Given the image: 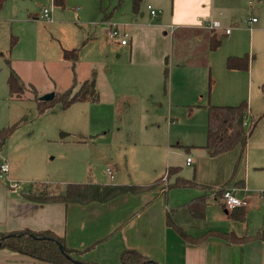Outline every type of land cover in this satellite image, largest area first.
<instances>
[{
	"label": "rangeland",
	"instance_id": "1",
	"mask_svg": "<svg viewBox=\"0 0 264 264\" xmlns=\"http://www.w3.org/2000/svg\"><path fill=\"white\" fill-rule=\"evenodd\" d=\"M248 2L236 0L237 20L229 22L233 43L221 35V45L211 50L209 41L198 42L182 31L172 35L175 25L156 26L164 10L155 6L157 16H152L147 0L142 5L145 17L142 10L133 16L129 0H65L64 8L56 7L53 0H7L0 11V133L17 127L0 154L9 164L11 180L20 184L18 191L46 187L57 194L76 183L153 182L164 174L168 160L181 165L187 157H195L197 147L188 155L177 144H206L209 104L237 105L245 100L252 114L260 116L264 112V0ZM44 8L51 10L52 21L37 19ZM105 15L111 19L105 21ZM253 17L262 29L250 33L246 26ZM109 24L119 25L132 42L122 46L110 39ZM14 37L18 42L11 50ZM205 47L210 58L200 53ZM65 48L79 49L75 73L72 62L64 59ZM245 53L250 54L252 68L228 69L229 54ZM173 55L179 61L174 62ZM9 58L25 82L36 87L37 96L26 91L22 98L11 97V66L5 60ZM75 78V90L85 80H93L100 100H83L66 108L59 98L40 103L45 94L72 87ZM258 130L264 131V119ZM96 132L100 134L95 142ZM64 133L68 135L61 137ZM168 138L173 143L169 159L167 145L164 150L160 145ZM260 153L264 165V151ZM107 167L114 169L115 179L106 174ZM14 174L17 179L11 177ZM175 175L161 177L158 187L164 194L173 191L167 187ZM217 191L210 192L212 197L219 198Z\"/></svg>",
	"mask_w": 264,
	"mask_h": 264
},
{
	"label": "crops",
	"instance_id": "2",
	"mask_svg": "<svg viewBox=\"0 0 264 264\" xmlns=\"http://www.w3.org/2000/svg\"><path fill=\"white\" fill-rule=\"evenodd\" d=\"M130 1L132 3V0ZM147 1V10L150 11L152 16H157V12L155 14L151 13L152 10H155V6L164 10V15L159 18V23L155 25L171 27L175 25V28L170 27L172 33L174 32L172 35L176 34L177 36L182 31L195 37L198 42L208 43L209 41L210 44L214 35L220 41L219 36L221 35L226 36L225 38L228 41L232 40L233 30L231 29V32L227 34L225 28H231L229 22L236 23L237 18L234 16H237L239 10V7L236 6V0ZM144 2L145 0L141 4L140 11H145L144 7L142 9ZM248 4L252 5V0H249ZM168 7L169 13L167 12ZM76 10L79 11L80 9L76 8ZM230 10L232 12L229 16L223 14V12ZM131 11L133 16L140 13V11L134 13L133 7H131ZM146 15V11L141 12L142 17ZM176 17L179 19L175 21ZM39 18L42 19L41 16L37 17V19ZM253 18H249L247 21L248 26H246V29L250 33L262 29L261 24H258L260 21L253 22ZM106 19L110 20L111 18L105 15L104 20L106 21ZM212 20L220 21L223 28L216 30L207 28L206 24ZM168 21L173 24H168ZM134 25L139 24L134 22ZM236 28L240 29L241 26L237 25ZM167 33V31L164 32L165 37H167ZM234 40L235 38L232 43ZM131 42L132 39H129L128 43L122 46H127ZM63 50L70 49L65 48ZM207 50H209L208 47H205L200 50V53L210 58L211 54H208ZM229 55L240 57L248 55L249 67L252 68L249 53ZM166 59L168 61V57H165V62ZM10 60L12 63L13 60L11 58ZM172 60L176 62L179 61V58L173 55ZM16 69L23 79L22 71L19 68ZM252 74L253 70L247 76L250 77ZM208 106H206V112ZM249 112L251 113L248 115L247 122L255 116L252 114V110ZM263 114L264 112L259 115ZM262 119H264V116ZM257 128L256 132L249 137L245 148L237 146L234 150L218 156H210L203 148L204 145L177 144L184 148L188 155L191 154V148L197 147L193 150L199 151H196L194 158L187 157L186 162L181 165L172 164L168 160L165 170H162L164 174L161 176L163 177L170 167H180V171L174 176V180L179 176L193 179L197 183L214 190L226 187L238 189L237 194L245 196L248 201L245 207H239L245 210L244 220H234L231 216L233 210H228L224 206L221 197H212L210 192L205 219L203 221L193 219L184 205L203 195L204 191L201 192L200 190L173 189L172 192L164 194L162 187H157L143 193L124 194L107 202H90L86 204L76 202L40 203L25 197L24 194L30 190L19 192L18 188L11 189L6 182L4 183L0 179V232H12L22 229L33 231L51 230L64 238L69 248L85 250L83 259L100 264H120V255L127 248L137 249L159 264H264L263 241L236 244L219 238H209L204 242L191 244L186 242L175 229L169 227L166 223L167 210L177 208L174 220L178 226L192 236H200L211 230L232 232L239 237L252 236L260 231L264 232V165L260 164L257 155L260 151H264V131H257ZM106 133V131L102 132L103 135ZM99 134V132L92 134V139L95 140ZM160 145L162 150L167 145L169 156L167 158L169 159L173 153L169 151V147L173 146L172 140L168 138ZM1 158L2 155L0 154V161ZM188 158H191L190 164L187 162ZM184 164L190 168L193 167V169H187ZM108 168H111L114 174V169L112 167ZM107 169L106 174L110 177ZM11 177L16 178L15 174ZM114 177H110V179L113 180ZM153 182H102V184L147 185ZM0 264L51 263L0 249Z\"/></svg>",
	"mask_w": 264,
	"mask_h": 264
},
{
	"label": "trees",
	"instance_id": "3",
	"mask_svg": "<svg viewBox=\"0 0 264 264\" xmlns=\"http://www.w3.org/2000/svg\"><path fill=\"white\" fill-rule=\"evenodd\" d=\"M144 0H132L133 12L140 11L141 4ZM7 0H0V11L5 6ZM56 7L64 8L65 0H53ZM18 39L15 37L11 42V50L16 45ZM221 45V41L214 35L211 38V50H216ZM64 59L72 62L73 71L79 60V49L64 50ZM11 66V60L5 59ZM166 59V64L167 63ZM227 67L230 70L248 71L249 57L230 56L227 59ZM168 67L166 65V74ZM77 84L76 78L72 87L58 94L55 98L60 100L63 106L69 107L76 102L89 100L98 102L100 94L95 88L93 80H85L78 90H75ZM8 86L11 97L22 98L26 91L33 92L37 96V89L31 83H26L18 72L12 68L8 77ZM39 99V98H38ZM53 99V100H54ZM52 101V100H51ZM47 101H40L41 104ZM250 107L247 101H242L237 105H212L207 107V142L204 149L210 156H218L222 153L230 152L237 146L246 147L249 137L255 132L263 115L251 117L247 125V118ZM17 124L4 129L0 133V147L5 144L6 139ZM180 171V167L168 168L166 175L171 177ZM161 178L147 185H129V184H102L88 182L83 184H69L64 193L50 194L46 187L39 191H28L25 197L29 200L40 203L62 202V203H90V202H107L118 196L132 193H143L159 186ZM168 191L173 189H194L202 190L204 194L195 198L190 203L184 205L189 215L193 219L203 221L205 219L206 207L209 202V192L213 189L197 183L193 179L177 177L168 185ZM167 191V193H168ZM219 197L223 195V190L216 192ZM177 208L167 210L166 223L169 227L175 229L180 236L188 243L198 244L208 240L209 238H219L227 242L242 244L254 241L264 242V232H257L252 236L239 237L232 232H221L216 230L208 231L200 236H192L188 234L182 227L178 226L174 220V214ZM234 220H244L245 210L236 208L231 214ZM60 245L62 248H60ZM0 249L10 252L26 255L30 258L40 260L51 264H100L88 262L83 259L85 250H77L69 248L64 238L58 236L51 230L33 231L30 229H22L12 232H0ZM120 264H159L150 259L137 249H124L120 255Z\"/></svg>",
	"mask_w": 264,
	"mask_h": 264
},
{
	"label": "built area",
	"instance_id": "4",
	"mask_svg": "<svg viewBox=\"0 0 264 264\" xmlns=\"http://www.w3.org/2000/svg\"><path fill=\"white\" fill-rule=\"evenodd\" d=\"M151 8V7H149ZM152 14H155L156 12L154 10L151 11ZM41 18L45 21H52V13L51 10H49L48 8H45L43 10V13L41 15ZM252 21H256V18H253ZM110 28L108 30V36L110 39L112 40H119V42L122 45H126L128 43V38H129V33L127 32H121L119 26L116 24H109ZM206 27L209 28L210 30H216V29H220L223 28L222 27V23L220 21L217 20H212L209 21L206 24ZM225 32L227 34H229L231 32V28H225ZM124 36V37H121ZM188 164L191 163V158H188ZM9 171H10V167L8 162L6 161V159L4 157L1 158L0 161V179L7 185H9V187L11 189H16L19 188L20 184L17 181L11 180L9 177ZM108 174L110 175L111 178L114 177L113 171L111 168L107 169ZM223 190V195L221 196V199L223 201L224 206L232 211L236 208L239 207H245L248 204L247 198L245 196H241L240 194H237L238 189L234 188V187H226V188H222Z\"/></svg>",
	"mask_w": 264,
	"mask_h": 264
},
{
	"label": "water",
	"instance_id": "5",
	"mask_svg": "<svg viewBox=\"0 0 264 264\" xmlns=\"http://www.w3.org/2000/svg\"><path fill=\"white\" fill-rule=\"evenodd\" d=\"M55 98V93H48V94H45L43 97H41L40 99L42 101H51ZM67 134H62L61 137H65ZM60 248H62V246L60 245Z\"/></svg>",
	"mask_w": 264,
	"mask_h": 264
}]
</instances>
